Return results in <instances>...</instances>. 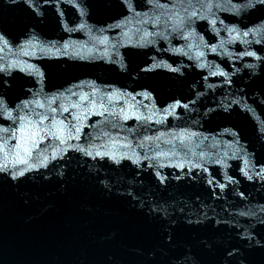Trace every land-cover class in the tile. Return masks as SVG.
I'll return each mask as SVG.
<instances>
[{"label":"water","instance_id":"1","mask_svg":"<svg viewBox=\"0 0 264 264\" xmlns=\"http://www.w3.org/2000/svg\"><path fill=\"white\" fill-rule=\"evenodd\" d=\"M130 2L132 11L123 0H83L88 15L82 18L69 0H52L41 8L45 12L41 19L22 0H0V31L14 44V54L0 53V63L36 64L45 73L42 84L18 69L10 76L0 73V82L11 85L0 86V95L9 106L31 98L41 88L50 95L84 81L94 82L100 89L95 98L106 107L104 93H132L135 115L152 117L151 121H124L89 112L88 118L79 122L82 134L72 144L89 147L107 143L117 158L126 154L132 159L117 164L107 157L93 159L66 149L63 159L19 180L0 173V264H174L176 256L181 261L191 258L189 264L192 260L195 264H264V59L236 55L256 51L264 57V6L237 12L235 6L246 0H211L219 5L213 7V16L200 7L199 0H191V7L188 0ZM184 8L208 16L194 21L195 32L188 40L172 31L171 23H165L173 13L184 16ZM213 18L217 19L215 26L209 23ZM143 20L148 22L141 23ZM82 21L88 27L78 30ZM117 23L123 26L115 27ZM233 26L241 33L255 28L258 35L237 37L227 31ZM144 31L162 33L168 39L154 35L148 38L154 43L134 47L141 43L139 36ZM188 31L184 29L185 34ZM33 32L38 43L26 45L24 50L32 55L23 56L15 45L25 44ZM104 37L108 39L101 43ZM257 39L261 43H255ZM53 43L55 48H51ZM64 44L69 45L67 54ZM212 45L216 52L210 50ZM116 52L124 58L126 69L108 61V57L117 59ZM200 52L204 56L199 57ZM161 62L180 72L165 67L141 71ZM219 70L230 74L231 83L212 75ZM74 90L92 91L87 86ZM145 90L154 100L136 95ZM176 101L188 108L178 107L175 115L164 118L163 109ZM230 101L239 103L225 111L221 103ZM61 102L80 103L77 96ZM131 103L130 97L116 96L110 110L118 112L124 107L128 111ZM141 103L146 107H139ZM89 107L84 104L83 110ZM62 118L71 119L67 113ZM161 119L163 123H156ZM113 123L117 127H112ZM0 126L15 127L3 116ZM185 129L200 135L186 142V147L175 141L177 157L155 158L158 152L173 150L172 144L164 141ZM105 132L110 137L104 136ZM232 132L239 133L238 138ZM160 133L164 136L159 141H144L139 146L144 137L155 138ZM125 137L132 148L110 143V138ZM57 144L42 145L44 154L51 156ZM189 161L202 163L204 168L189 172L187 167L171 166ZM157 172L165 177L163 183ZM210 180L213 183H208ZM219 184L225 187L221 189Z\"/></svg>","mask_w":264,"mask_h":264},{"label":"snow or ice","instance_id":"2","mask_svg":"<svg viewBox=\"0 0 264 264\" xmlns=\"http://www.w3.org/2000/svg\"><path fill=\"white\" fill-rule=\"evenodd\" d=\"M13 2H20V0H13ZM24 4L27 5L29 9L35 14V16L40 17L41 19L44 17L45 12L41 10L44 5H47L52 2V0H22ZM59 2V0H57ZM70 3L73 4L79 11L80 16L86 17L88 15L87 6L83 4V0H69ZM125 5L129 8L130 11L134 10L133 5L130 0H123ZM151 2V0H150ZM189 7H191V0H188ZM200 7L203 8L208 14L213 15L212 12L213 7H219V5H214L211 0L208 2H204V0H199ZM161 9H163L164 5H158ZM257 6H264V0H246L244 4H241L236 7V11L240 12L244 9H254ZM184 16H180L179 12L171 14L166 20L165 23L172 24V31L179 32L180 38L188 40L194 35V28L192 25L196 19H208V16L201 15L199 11L193 10L191 12L188 11V8H184ZM62 16L63 13H60ZM139 15V14H137ZM147 20L141 21V23H147ZM155 23L158 25L160 23V16L155 17ZM209 23L212 26H215L217 23V19L213 18L209 20ZM223 24V21H220ZM123 25L117 23L115 27H122ZM88 25L85 22H81L78 26V30H83L87 28ZM111 27V26H110ZM188 28L189 31L185 34L184 29ZM167 31V28L165 29ZM217 34H219V30H216ZM229 34L236 33L237 37H247L249 35L256 36L258 32L255 28H250L247 30H243L242 33L235 27L227 28ZM162 36L164 39H168L167 35H163L162 33H153L144 31L140 36L139 40L141 43L137 45H133L134 47H143L147 44L154 43L153 40L148 39L152 36ZM108 38L104 37L101 40V43H104ZM36 41L38 43V37L33 32L27 42L25 44H17L15 47H19L21 50V54L23 56H31L32 53L30 51H26V45H32V42ZM244 43H251L249 41H243ZM255 43H261V40H255ZM35 46V45H32ZM124 46V45H121ZM55 43L51 45V48H55ZM69 45L64 44L63 49L65 54H67V49ZM113 49H115L116 45H112ZM192 45H189L191 48ZM212 52H216V46H209ZM223 47V44H221ZM51 48L49 50H51ZM44 49L41 48L40 51ZM7 51L10 54H14V44L11 38L4 32L0 31V53H4ZM56 51L59 52L60 49L56 48ZM175 52H183V49H174ZM187 55V53H183ZM117 59L113 61L111 57H108V61L110 63H117L119 67L124 70L127 68V64L124 63V58L118 53H114ZM229 56L232 53H228ZM238 58H243L244 56L253 57L257 60H262L264 57H261L257 54L256 51H244L242 53L236 54ZM199 57L204 56L203 52L198 53ZM3 57L0 56V60ZM200 67H206V65H199ZM158 67H165L171 72H180L179 68H174L171 65H168L164 62L160 64L153 63L149 67L142 68V72H151L154 71ZM247 68H254L253 64H246ZM18 69L21 72H25L27 75L33 76L37 78V81L42 84L43 79L45 77L44 71L36 64H27L26 67H19L18 61H9L6 63H0V73L11 75V73ZM238 71V69H237ZM212 75H220L225 78L226 83H231L229 78V73L223 70H219L218 72H213ZM7 85L11 87V85L7 84V81L0 82V86ZM89 87L92 89L91 93L84 94L82 91H76L74 89H83L84 87ZM211 87V85L209 86ZM31 92V89H29ZM100 92L94 82H80L76 85H73L69 89H66L62 93H53V94H44L43 89L41 88L39 92L34 93L33 96L29 99L21 100L18 104H14L9 106L8 100L0 95V116H3L6 120L12 121V124L15 127H2L0 126V133H3L0 136V173H5L7 176H10L13 180H19L22 177H25L29 172L39 171L40 168H47L48 165L56 160L63 159L64 155L67 154L66 149L80 152L84 156L91 157L96 159L99 157L100 159L108 158L114 161L115 163H120V160L123 159H132L131 156H127L126 154H121L119 158L114 151L108 150V144H101L99 146L95 144L89 145V147H84L78 144H72L71 141L79 140L82 134V127L80 125V121L87 119L89 112L92 114H98L100 116H115L117 118H121L124 121H127L130 118H135L136 120H144L151 121V116H146L143 114L135 115V110H137V105L135 103V95L132 93L125 92H106L104 95L107 97L109 107L105 106V103L102 100L96 99L97 93ZM43 94L44 98H41ZM136 95L142 96L147 100H154V97L147 90L137 93ZM77 96L79 98L80 103L71 102V103H58V101H70L71 97ZM119 96L123 98H131L132 103L128 105V111L124 107H121L119 111H111L110 106L113 103L114 97ZM194 103V101H193ZM233 103H239L238 101H230L227 104L224 102L221 103V107L227 111ZM84 104H88L91 107L88 108L87 111L83 110ZM139 107H146L142 103ZM178 107H183L185 109L188 108V104H181L180 101H176L163 109V117L166 118L169 114L175 115V109ZM100 109V111H96V109ZM80 110L82 114H77V111ZM248 111H252L251 108L247 109ZM158 111V110H154ZM129 112H132L130 115ZM15 113V115H14ZM67 113L71 119L62 118V114ZM164 120H157L156 123H163ZM112 127H117L115 123L112 124ZM264 131V129H262ZM200 135L196 132H189L187 129L181 130L178 134H173L172 139L164 141L165 143L172 144L173 150L169 152H158L155 158H159L160 156H178V149L175 141L179 142L181 147H186V142L192 141L195 137ZM231 135L234 137L239 136V133L232 132ZM104 136H109L110 134L105 132ZM164 136V133H160L159 136L153 137H144V140L140 142L139 146H143L144 141H152L155 139L159 141L161 137ZM99 139V137L95 138ZM15 141V143H12ZM51 141H57L58 144L52 148L51 156L44 154V149L41 147L42 145L50 146ZM111 144H119L122 148L130 149L132 148V144L127 141L125 137L123 140H113L110 138ZM236 143L239 144V140H236ZM89 148L94 149V151H90ZM201 158L204 157V153L201 152L199 154ZM134 163H139V160H134ZM245 168L248 166V161L245 159L244 161ZM163 167L164 165H160ZM173 167H178L183 170L184 167L188 168V171L191 172L193 168L203 169L204 165L202 163H197L195 161H189L188 163H178L171 165ZM156 175L160 178L161 183L164 182L165 177L161 176L159 172ZM244 175L247 176L249 180L252 179L251 175H248L247 171H244ZM261 173H257V176H260ZM229 182L231 183V178H229ZM208 183H213V181H208ZM219 187L223 189L225 185L219 184ZM243 195V194H241ZM155 210V209H154ZM244 215V213H241ZM191 223V221H189ZM219 223V221H217ZM171 239V237H170ZM191 258L185 257L183 261L180 260L179 256L175 257L174 264H189ZM191 264H195V261L192 260Z\"/></svg>","mask_w":264,"mask_h":264}]
</instances>
